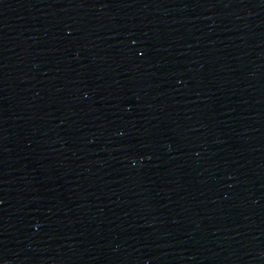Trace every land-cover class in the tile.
Returning a JSON list of instances; mask_svg holds the SVG:
<instances>
[{
	"label": "water",
	"instance_id": "95a60500",
	"mask_svg": "<svg viewBox=\"0 0 264 264\" xmlns=\"http://www.w3.org/2000/svg\"><path fill=\"white\" fill-rule=\"evenodd\" d=\"M0 264H264V0H0Z\"/></svg>",
	"mask_w": 264,
	"mask_h": 264
},
{
	"label": "snow or ice",
	"instance_id": "6c2138e0",
	"mask_svg": "<svg viewBox=\"0 0 264 264\" xmlns=\"http://www.w3.org/2000/svg\"><path fill=\"white\" fill-rule=\"evenodd\" d=\"M133 43H135V41H133Z\"/></svg>",
	"mask_w": 264,
	"mask_h": 264
}]
</instances>
